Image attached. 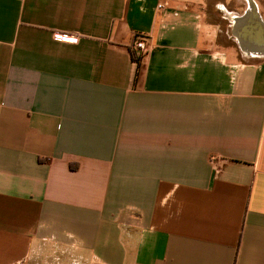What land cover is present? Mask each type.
<instances>
[{
  "label": "crops",
  "instance_id": "1",
  "mask_svg": "<svg viewBox=\"0 0 264 264\" xmlns=\"http://www.w3.org/2000/svg\"><path fill=\"white\" fill-rule=\"evenodd\" d=\"M241 1L0 0V264H264V0Z\"/></svg>",
  "mask_w": 264,
  "mask_h": 264
},
{
  "label": "rangeland",
  "instance_id": "2",
  "mask_svg": "<svg viewBox=\"0 0 264 264\" xmlns=\"http://www.w3.org/2000/svg\"><path fill=\"white\" fill-rule=\"evenodd\" d=\"M243 2L241 1V3ZM65 253L67 252H58L55 249L43 246L37 255H34L31 260L23 264H80L77 261H73L74 259L70 255L66 257Z\"/></svg>",
  "mask_w": 264,
  "mask_h": 264
},
{
  "label": "built area",
  "instance_id": "3",
  "mask_svg": "<svg viewBox=\"0 0 264 264\" xmlns=\"http://www.w3.org/2000/svg\"><path fill=\"white\" fill-rule=\"evenodd\" d=\"M165 3L164 1L157 4L156 9L157 11H160L164 8ZM54 39L56 41L66 42V43H75L77 41V36L75 35H68V34H61V33H55ZM131 49L135 51L139 56L143 55L147 52V45H145L142 41H134L131 45Z\"/></svg>",
  "mask_w": 264,
  "mask_h": 264
},
{
  "label": "bare ground",
  "instance_id": "4",
  "mask_svg": "<svg viewBox=\"0 0 264 264\" xmlns=\"http://www.w3.org/2000/svg\"><path fill=\"white\" fill-rule=\"evenodd\" d=\"M246 1H248V2L251 3V4H253V2H252L251 0H246Z\"/></svg>",
  "mask_w": 264,
  "mask_h": 264
},
{
  "label": "trees",
  "instance_id": "5",
  "mask_svg": "<svg viewBox=\"0 0 264 264\" xmlns=\"http://www.w3.org/2000/svg\"><path fill=\"white\" fill-rule=\"evenodd\" d=\"M133 55V54H132ZM133 57V56H132ZM137 59V58H136Z\"/></svg>",
  "mask_w": 264,
  "mask_h": 264
}]
</instances>
